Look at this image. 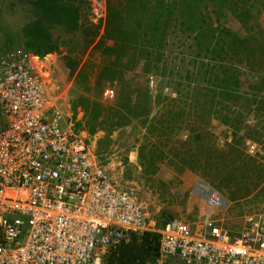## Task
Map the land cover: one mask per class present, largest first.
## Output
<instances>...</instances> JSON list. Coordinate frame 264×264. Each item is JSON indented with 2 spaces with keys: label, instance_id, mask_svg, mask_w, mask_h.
<instances>
[{
  "label": "trees",
  "instance_id": "trees-1",
  "mask_svg": "<svg viewBox=\"0 0 264 264\" xmlns=\"http://www.w3.org/2000/svg\"><path fill=\"white\" fill-rule=\"evenodd\" d=\"M14 1L25 8L29 20L17 34L0 30V40L5 45L0 56L22 48L45 58L66 49V67L85 91L75 109L81 107L85 111L84 128L91 136L100 130L113 132L133 124L142 125L147 134L169 128L178 135L177 139L172 136L175 147L169 148L171 163L172 149L178 146L187 152L175 157L177 164H184L207 179L211 172L217 177L216 171L221 166L231 164L235 166L231 176L237 179L240 171L243 180L251 179L252 170L237 167L243 158L239 149L230 144L221 149L214 143L207 151V161L206 157L190 159L189 154L192 145L200 149H197L200 154L205 150L206 131L192 116L202 114L204 120L216 116L236 133L233 137L236 141H232L235 143L241 130L251 128L249 117L264 120V28L259 24L264 0H105L106 19L98 23L85 18L86 12L92 11L90 0ZM227 13L239 20L246 35L222 26L221 20ZM177 31L193 41L192 49L199 60L198 78L179 75L184 74L181 71L176 97L172 100L158 97L156 115L145 116L152 104L149 86L128 81L126 91V74L142 62L145 78L160 71L169 39ZM78 34L90 40L100 39L93 48L100 55L96 74L91 59L84 62L93 41L77 45ZM108 85L119 87L112 104H104L92 95V86L103 89ZM202 100L210 107L202 105ZM181 132L189 134L184 142L179 140ZM163 134L170 139L167 130ZM259 134L256 131L247 136ZM224 149H231L236 155L229 164ZM208 172L209 175L205 174ZM170 220L160 221L159 227ZM159 248L158 234L133 236L128 245L109 252L105 263L155 264Z\"/></svg>",
  "mask_w": 264,
  "mask_h": 264
},
{
  "label": "built area",
  "instance_id": "built-area-1",
  "mask_svg": "<svg viewBox=\"0 0 264 264\" xmlns=\"http://www.w3.org/2000/svg\"><path fill=\"white\" fill-rule=\"evenodd\" d=\"M96 4L98 23L106 3ZM48 57L18 49L0 58V264H102L109 250L145 234L160 236L155 264H264V218L248 219L238 236L210 215L199 230L178 219L159 227L65 123ZM115 97L112 89L103 94ZM248 149L255 154V145ZM225 203L211 195V207Z\"/></svg>",
  "mask_w": 264,
  "mask_h": 264
},
{
  "label": "rangeland",
  "instance_id": "rangeland-1",
  "mask_svg": "<svg viewBox=\"0 0 264 264\" xmlns=\"http://www.w3.org/2000/svg\"><path fill=\"white\" fill-rule=\"evenodd\" d=\"M86 1V0H82ZM105 0H98L99 4H104ZM92 11L86 12V20L97 23L95 18L97 0H90ZM28 14L25 8L17 5L14 0H0V30L3 32H12L17 34L21 27L28 22ZM222 26L240 35H246L239 20L231 13L226 14V18L221 20ZM259 24L264 28V13L259 17ZM1 33V32H0ZM98 40L78 34L76 36L77 45H84L88 41H93L89 46V52L84 58V62L91 61L95 65L93 73L96 74L97 65L100 62L99 53L93 52V48ZM193 41L190 37L181 35L178 31L169 39V48L160 66V71H154L150 77L145 78L142 74L144 63L142 62L133 72L126 74L125 85L128 91L129 82L134 85L149 86L152 104L146 109L144 115L151 118L158 111V97L172 100L177 94V85L180 83L178 74L183 71L184 74L193 78H198L199 60L196 57V51L192 48ZM5 49V45L0 40V53ZM22 49V48H19ZM6 54V53H5ZM3 54V55H5ZM3 55L0 56L3 57ZM66 49H62L56 54L48 57L51 66V89L56 98L57 105L64 115V121L68 125H74L77 134L90 146L95 160L105 174L121 189L133 193L136 198L144 205L147 211L159 221L168 219H178L183 222L191 223L201 229L204 220L210 215V220L224 226L232 236L241 235L248 231L250 225L247 221L250 218H264V120L249 117L250 129L241 130L238 133L237 143L233 137L235 132L222 123L216 116L212 120L201 116H192L201 126L204 127L205 150L200 154V149L192 145L190 159L206 157L209 159L207 151L213 148L216 143L221 149L230 144L239 149V154L243 158V163H238L237 167L252 170L251 179L245 181L237 171L238 178L231 176L234 170V164L227 165L216 171L219 176L212 172L210 179H207L201 173L190 170L184 164H177L176 156L187 152L185 148L172 149V159L169 155V148L173 146V137L178 135L171 129L168 131L170 139L165 138L162 131H147L142 125L133 124L129 127L113 132L100 130L96 135L91 136L85 127V111L81 107L75 109L76 102L84 96L85 91L76 82V75H73L66 67L65 56ZM197 63V64H196ZM203 72V71H202ZM174 74V75H173ZM149 78V80H148ZM153 82V86H151ZM94 85V83H92ZM139 86V87H140ZM92 95L98 98L104 104H112L114 101H105L102 97L106 89H112L117 95L119 87L108 85L101 89L91 87ZM192 97V96H191ZM209 104L202 100V105ZM195 107H197L195 105ZM197 109V108H196ZM198 112V111H197ZM199 113V112H198ZM4 118L0 117V126H4ZM259 119V120H258ZM260 133L258 136H247L251 133ZM178 132V131H177ZM174 133V135H172ZM188 132H181L179 140L186 141ZM256 146L254 155L249 153L248 144ZM189 148V147H188ZM199 151H198V150ZM181 150L183 152H181ZM228 154L227 164L236 158L231 149H224ZM171 152V150H170ZM144 158L141 159V155ZM143 157V156H142ZM193 167V166H192ZM225 167V168H224ZM209 175L208 173H205ZM215 177V178H213ZM249 194L246 196V194ZM225 199V205L219 208L211 207V195ZM264 227V219L262 220ZM125 246V245H123ZM109 250L102 257V264H106V255L109 252L120 250Z\"/></svg>",
  "mask_w": 264,
  "mask_h": 264
},
{
  "label": "crops",
  "instance_id": "crops-1",
  "mask_svg": "<svg viewBox=\"0 0 264 264\" xmlns=\"http://www.w3.org/2000/svg\"><path fill=\"white\" fill-rule=\"evenodd\" d=\"M51 57H54V56H52V55H50Z\"/></svg>",
  "mask_w": 264,
  "mask_h": 264
}]
</instances>
